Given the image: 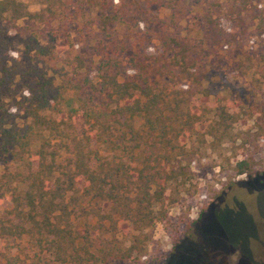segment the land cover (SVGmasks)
<instances>
[{
    "label": "trees",
    "instance_id": "1",
    "mask_svg": "<svg viewBox=\"0 0 264 264\" xmlns=\"http://www.w3.org/2000/svg\"><path fill=\"white\" fill-rule=\"evenodd\" d=\"M158 1L86 0L92 18L75 40L66 23L70 3L37 0L40 9L31 12L23 0H0V240L24 239L52 264L128 260L145 252L148 230L192 179L203 144L236 143V175L258 164L248 148L264 137V102L234 82L250 72L264 78V0L204 4L197 38L173 34L183 9L163 0L172 12L162 17L152 8ZM75 13L84 16L83 0ZM25 18L47 28L11 55L10 31ZM248 29L256 47L245 46ZM17 82L25 94L9 100ZM249 120L253 132L239 128ZM262 182L236 183L245 197L236 192L228 205L200 214V237L219 217L251 221L246 199L257 200ZM78 192L87 204H105V211L91 210L92 229L116 232L127 224L134 231L129 245L114 235L90 240L70 226L66 199ZM199 241L188 256L200 251L194 246L206 247Z\"/></svg>",
    "mask_w": 264,
    "mask_h": 264
},
{
    "label": "rangeland",
    "instance_id": "2",
    "mask_svg": "<svg viewBox=\"0 0 264 264\" xmlns=\"http://www.w3.org/2000/svg\"><path fill=\"white\" fill-rule=\"evenodd\" d=\"M23 1L28 5V9L31 12L40 9L41 5L37 0ZM64 1L66 4L70 3L72 5L71 9L68 8L66 23L72 32L73 39L79 40L80 36L87 32L89 26L87 23L92 18L88 4L86 0H83L85 14L83 17H79L75 13L79 0ZM160 1L164 2L163 0ZM161 2L159 3L158 1V4L152 8L159 11L160 16L165 17L172 11L169 8H163ZM210 2L212 0H174L173 4H177L183 11L179 13L177 25L171 29L173 34L192 38L200 37L202 33L199 20L201 7ZM46 28V26L33 19L25 18L20 20L10 31L9 54H21L26 43L32 42V38L38 36L39 32ZM248 30L250 34L248 36L251 38L245 42V46L248 48L249 44H253L256 47L259 39L257 35L253 34V29ZM151 44L153 50L158 49L157 40L153 39ZM218 51H220V54L227 56L228 62H231L227 53L221 50ZM122 72H127V70H122L120 74ZM256 78L258 79L256 80ZM238 81L240 84H238ZM238 81L234 82V84L243 88L242 94L250 91L256 92L258 95L257 102H264L263 77H258L257 73L253 77L250 72L239 78ZM24 94L23 86L20 82H17L13 85L9 100L11 98L21 99ZM241 100L239 99V102ZM243 110H247V107L244 106ZM242 116H246V114L243 113ZM141 124L142 119L135 117V128H140ZM78 125L80 129L83 127L80 119L78 120ZM239 128L251 129L252 132L254 130L251 120L244 122ZM99 148L104 149L102 146ZM240 149L233 142L221 145L210 144L209 142L203 144L191 163L192 179L184 187L180 188L176 201L167 207L165 218L157 221L148 230L149 239L146 243L145 252L128 260H109L103 264H264V182L260 184L257 200L253 197L252 199H246L248 209L254 213L251 221L238 216L234 217L235 215H233V218L223 222L219 217L220 219H217L216 225L208 227L205 234L200 237L202 234L200 229L204 228L200 224V214L202 215L205 211L206 214L210 206L215 205L221 208L228 205V200L236 192L241 197H245L242 194L244 193L242 186L236 183L249 181V186L252 187L257 184V181L261 179L264 181V137H258L254 145L248 148V153L253 154L258 161L251 174L236 175L233 170L235 160L242 156ZM61 156H64L63 152ZM252 177L258 180H254ZM72 197L75 199H71ZM252 200L255 206L252 204ZM66 201L70 210V226L79 234L87 232L90 240L114 235L121 239L125 245L130 244L131 235L134 231L127 224L119 226L116 232H112L111 229L102 232L92 229V226L97 222V217L91 210L101 208L100 211H105L106 208L103 202H94L95 200H92L91 203L87 204L88 198L80 195L79 192L70 193ZM6 206L7 203H4L3 207ZM0 212H2L1 208ZM209 216L206 218L207 223L213 218ZM200 238L204 239V244H207L206 247L203 248L201 245L194 246L193 248L196 247V252L200 251L193 257L188 256V246L190 248L192 241L196 239L197 244H201ZM36 254L38 255L33 254L28 249L24 239L4 237L3 240H0V264H6L8 259H12L14 264L53 263L50 254L44 252H37Z\"/></svg>",
    "mask_w": 264,
    "mask_h": 264
}]
</instances>
